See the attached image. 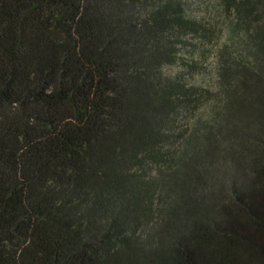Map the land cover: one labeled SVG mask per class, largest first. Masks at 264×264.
<instances>
[{
  "label": "trees",
  "instance_id": "trees-1",
  "mask_svg": "<svg viewBox=\"0 0 264 264\" xmlns=\"http://www.w3.org/2000/svg\"><path fill=\"white\" fill-rule=\"evenodd\" d=\"M197 3L0 0V264H264V0Z\"/></svg>",
  "mask_w": 264,
  "mask_h": 264
},
{
  "label": "rangeland",
  "instance_id": "rangeland-1",
  "mask_svg": "<svg viewBox=\"0 0 264 264\" xmlns=\"http://www.w3.org/2000/svg\"><path fill=\"white\" fill-rule=\"evenodd\" d=\"M193 1V8H192V14L199 16V17H203L205 15L206 12V8H204V6L202 5H198L197 1L199 0H192ZM211 3V1H210ZM218 23L219 26L222 27L221 29V33L215 38H217V40L214 38L212 41L208 42L207 46H206V53H207V58L204 61V67H206V69L204 70H199V71H195L194 72V76L192 78V81L195 83H200L204 86H209L212 87L214 89L215 87V83H216V64H215V50L217 45L225 38V30H224V24L225 21L223 19L219 20ZM178 69V66H175L174 68H172V71ZM192 114H187L186 120L188 121V123L192 120Z\"/></svg>",
  "mask_w": 264,
  "mask_h": 264
}]
</instances>
